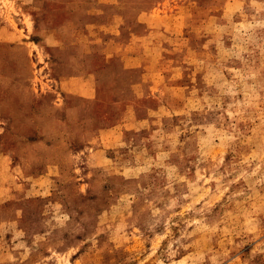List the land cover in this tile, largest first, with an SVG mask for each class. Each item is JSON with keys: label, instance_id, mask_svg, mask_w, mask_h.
Wrapping results in <instances>:
<instances>
[{"label": "rangeland", "instance_id": "rangeland-1", "mask_svg": "<svg viewBox=\"0 0 264 264\" xmlns=\"http://www.w3.org/2000/svg\"><path fill=\"white\" fill-rule=\"evenodd\" d=\"M0 264H264V0H0Z\"/></svg>", "mask_w": 264, "mask_h": 264}]
</instances>
